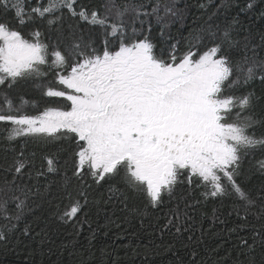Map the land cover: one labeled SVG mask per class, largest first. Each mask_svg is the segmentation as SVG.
Masks as SVG:
<instances>
[{
    "label": "snow or ice",
    "instance_id": "obj_1",
    "mask_svg": "<svg viewBox=\"0 0 264 264\" xmlns=\"http://www.w3.org/2000/svg\"><path fill=\"white\" fill-rule=\"evenodd\" d=\"M76 2L48 0L47 5H37L27 14L25 0L11 4L0 0V15L11 7L20 25L13 28L6 19L0 21V85H6L0 98V122L13 126L8 138L57 133L70 136L77 146L76 175L87 168L96 183L115 181L153 207L165 193L171 195L179 182L191 184L194 179L210 185L205 195H235L246 205L254 204L235 176L241 151L264 148V137L249 134L248 129L257 123L251 113L242 116L252 108L254 94L237 96L235 91L254 79L264 82V59H258L255 50L249 56L247 44L239 49L230 28L218 41L216 33H210L211 47L201 49L203 37H194L195 43L189 42L179 58L173 45L165 59L154 52L150 24L145 29L141 20L139 29L127 31L124 18L129 11L139 18L137 7L106 0L102 16L84 9L77 12ZM253 6L252 2L247 5L249 9ZM65 8L72 16L103 30V47L95 46L91 35L87 40L76 32L58 36L57 44H63V50L53 46L48 65L49 45L40 40L39 31L26 34L25 17L54 24V13ZM165 11L175 15L171 7ZM152 14L166 27L156 8L143 13ZM113 15L115 19H110ZM233 48L240 53L239 60L230 59ZM45 65L58 71L54 72V82L45 86L44 95L70 103L46 107L38 115L21 114L27 101L21 98V107H15L9 92L19 81L44 75L41 66ZM234 109L238 111L233 113ZM48 165L53 171L51 159ZM258 165L264 169V160ZM24 167L25 162L17 161L15 171L20 173ZM109 191L123 195L114 185ZM5 203H0V210ZM80 209V201L75 200L62 218L71 219ZM4 218L13 217L5 212ZM14 219L19 220V215ZM4 239L7 236L0 231V240Z\"/></svg>",
    "mask_w": 264,
    "mask_h": 264
},
{
    "label": "trees",
    "instance_id": "obj_2",
    "mask_svg": "<svg viewBox=\"0 0 264 264\" xmlns=\"http://www.w3.org/2000/svg\"><path fill=\"white\" fill-rule=\"evenodd\" d=\"M249 2L254 5L250 9ZM47 3L48 0H25V12L31 14V8ZM105 3L106 0H77L75 7L77 12L84 9L103 16ZM115 3L137 7L139 18L132 11L124 18L127 31L139 29L141 20L145 29L150 24L157 56L167 59L174 45L179 58L189 42L195 43L196 36L203 37L201 49L211 47L210 33H216L218 41L230 28L239 49L247 44L249 56L255 50L257 58L264 59V0ZM166 7H171L175 15L166 13ZM153 8L164 17L166 27L156 22V14L143 15L152 13ZM54 16V24L39 17H25L26 34L39 31L40 40L49 45L48 65L52 63L53 46L63 50V44H57L58 36L76 32L87 40L91 35L95 46L103 47V30L99 26L72 16L66 8ZM5 19L10 27H20L15 9L9 7L0 15V21ZM110 19H115L114 15ZM230 59H240L236 48L231 50ZM48 65L41 66L44 75L19 81L9 92L15 107H21V98L27 101L21 114L38 115L46 107L70 103L44 95L45 86L54 82V72L58 71ZM5 88L0 85V98ZM247 93L254 94L253 106L242 116L251 113L257 120L248 132L264 137V82L254 79L235 91L237 96ZM11 127L8 122H0V203L6 202L0 210V231L7 236L0 240V264H264V169L258 165L264 160V148L242 150L235 176L254 204L246 205L235 195H205L210 185L198 184L194 179L191 184L179 182L171 195L165 193L153 207L115 181L96 183L87 168L76 175L77 146L70 136L28 134L9 139ZM49 159L53 161V171H49ZM17 161L25 162L20 173L15 171ZM113 185L123 195L110 192ZM75 200L80 201V211L71 219L62 218ZM20 202L22 208L17 209ZM5 212L13 218L6 220ZM16 215L19 220L14 219ZM12 224L16 225L14 229Z\"/></svg>",
    "mask_w": 264,
    "mask_h": 264
}]
</instances>
